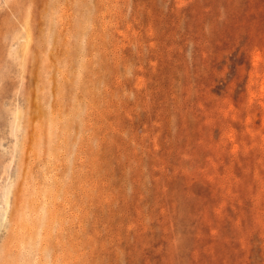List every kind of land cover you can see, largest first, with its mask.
<instances>
[{"label": "rangeland", "instance_id": "obj_1", "mask_svg": "<svg viewBox=\"0 0 264 264\" xmlns=\"http://www.w3.org/2000/svg\"><path fill=\"white\" fill-rule=\"evenodd\" d=\"M0 264H264V0H0Z\"/></svg>", "mask_w": 264, "mask_h": 264}]
</instances>
